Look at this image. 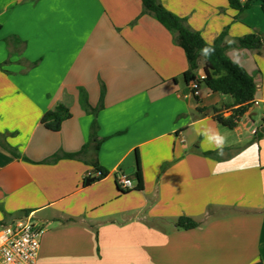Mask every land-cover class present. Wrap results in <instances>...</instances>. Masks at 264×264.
Returning <instances> with one entry per match:
<instances>
[{
  "label": "crops",
  "instance_id": "1",
  "mask_svg": "<svg viewBox=\"0 0 264 264\" xmlns=\"http://www.w3.org/2000/svg\"><path fill=\"white\" fill-rule=\"evenodd\" d=\"M158 1L208 43L227 27V44L264 34L260 0L241 15L229 0ZM227 55L256 84L233 129L211 111L229 116L233 99L193 93L185 51L141 0H0V225L31 216L44 229L36 264L264 263V49ZM48 112L69 117L52 131ZM217 130L222 150L204 139ZM95 162L107 174L85 187Z\"/></svg>",
  "mask_w": 264,
  "mask_h": 264
},
{
  "label": "trees",
  "instance_id": "2",
  "mask_svg": "<svg viewBox=\"0 0 264 264\" xmlns=\"http://www.w3.org/2000/svg\"><path fill=\"white\" fill-rule=\"evenodd\" d=\"M143 4V12L155 17L165 28H167L173 35L174 41L185 51L188 69L184 73V77L187 83L194 81L204 84L211 91L219 92L224 95H228L233 99V103L225 107V109L231 108V114L224 117L220 112L222 109L213 107L211 111L214 113V118L222 125L233 129L237 126L240 118L243 117L252 106L255 100L256 84L253 77L238 63L233 61L227 55V49L231 47L246 48L251 50L260 51L264 49V34L250 33L239 37L235 43H225V37L228 34V27L225 28L220 35L215 39L213 43H208L199 31L193 30L185 24V20L173 12L166 9L158 0H141ZM261 1V10L264 14V0ZM252 0H248L242 3L241 0H229L230 8L237 10L239 15L245 13L251 7ZM211 48L213 52L207 58L201 54V50L204 48ZM203 58L205 61L204 77L199 79L197 76L198 61ZM199 111L204 112L202 109ZM98 109L94 110L97 113ZM69 117V113H53L48 112L44 115L42 123L52 131H58L61 126V122ZM99 125L95 120L91 127V140L90 144L94 145V149L97 152L101 144V140L98 137ZM264 137V123L257 130L255 139H261ZM1 144H5L1 141ZM86 146V147H87ZM85 147V148H86ZM15 153L14 151H12ZM218 158L217 153H208ZM69 157H76V155H68ZM59 157L55 156L53 161ZM138 169L133 173V177L136 180V190H142L144 187L143 174L139 165ZM95 170L100 172V177L86 176L83 182V186H89L95 181L106 176L107 172L98 168L97 163H93ZM122 191V190H121ZM175 226L178 229H193L199 226V223L189 217H180ZM255 264H264L258 262Z\"/></svg>",
  "mask_w": 264,
  "mask_h": 264
},
{
  "label": "built area",
  "instance_id": "3",
  "mask_svg": "<svg viewBox=\"0 0 264 264\" xmlns=\"http://www.w3.org/2000/svg\"><path fill=\"white\" fill-rule=\"evenodd\" d=\"M193 93L198 94L199 85L191 83ZM87 176L98 178L100 172L90 171ZM117 182L122 191L134 188L129 175H118ZM44 229L31 216L0 225V264H36Z\"/></svg>",
  "mask_w": 264,
  "mask_h": 264
},
{
  "label": "clouds",
  "instance_id": "4",
  "mask_svg": "<svg viewBox=\"0 0 264 264\" xmlns=\"http://www.w3.org/2000/svg\"><path fill=\"white\" fill-rule=\"evenodd\" d=\"M213 49L211 48H204L201 50V54L206 58L211 55ZM204 139L207 143H209L214 149L222 150L224 143L226 142V138L221 135L218 130L214 131L213 134H204Z\"/></svg>",
  "mask_w": 264,
  "mask_h": 264
},
{
  "label": "water",
  "instance_id": "5",
  "mask_svg": "<svg viewBox=\"0 0 264 264\" xmlns=\"http://www.w3.org/2000/svg\"><path fill=\"white\" fill-rule=\"evenodd\" d=\"M133 171H134V167H130V168H128V169L125 171V173H126L127 175H129V174H131Z\"/></svg>",
  "mask_w": 264,
  "mask_h": 264
}]
</instances>
